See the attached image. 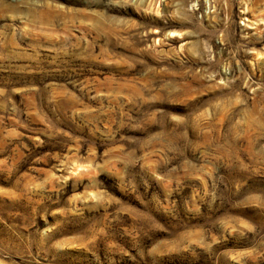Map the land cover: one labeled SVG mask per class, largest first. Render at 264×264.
I'll return each instance as SVG.
<instances>
[{
	"label": "rangeland",
	"instance_id": "1",
	"mask_svg": "<svg viewBox=\"0 0 264 264\" xmlns=\"http://www.w3.org/2000/svg\"><path fill=\"white\" fill-rule=\"evenodd\" d=\"M0 264H264V0H0Z\"/></svg>",
	"mask_w": 264,
	"mask_h": 264
}]
</instances>
